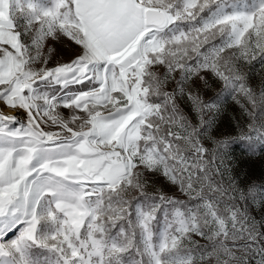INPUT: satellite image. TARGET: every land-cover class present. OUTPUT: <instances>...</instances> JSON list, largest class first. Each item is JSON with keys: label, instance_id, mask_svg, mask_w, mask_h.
Wrapping results in <instances>:
<instances>
[{"label": "snow or ice", "instance_id": "6c2138e0", "mask_svg": "<svg viewBox=\"0 0 264 264\" xmlns=\"http://www.w3.org/2000/svg\"><path fill=\"white\" fill-rule=\"evenodd\" d=\"M257 57L264 0H0V264H264L202 95L221 82L264 142Z\"/></svg>", "mask_w": 264, "mask_h": 264}, {"label": "rangeland", "instance_id": "374dc122", "mask_svg": "<svg viewBox=\"0 0 264 264\" xmlns=\"http://www.w3.org/2000/svg\"><path fill=\"white\" fill-rule=\"evenodd\" d=\"M57 53L49 63V67H54L57 63L66 62L69 54L64 50L63 45L57 44ZM248 76L250 82L257 87L264 83V63L257 57L251 64L245 65L242 69ZM84 85L70 86L68 91H76L84 88ZM57 96L63 95L64 90L55 86L46 89ZM204 100L216 101L217 108L213 109L206 119H210V125L207 134L204 137L205 145L210 150H215V140L226 139L229 141L228 149H220L222 163L217 159L216 163L221 165V171L224 172L223 183H232L235 187L247 190L251 187L252 193L242 206L246 207L249 214L255 218L257 223L264 221V142L256 137L252 140L240 139L242 132L247 133V123L249 118L243 113L239 105L224 90L221 82L209 77L208 85L202 89ZM187 110V104L183 105ZM67 116L69 110L62 107L57 108ZM23 116V114H21ZM194 120V117H193ZM54 130V129H50ZM217 179H221L217 176ZM148 194L154 195L156 189L166 190L169 195H180L176 189L169 185L162 177L150 176ZM175 189V191H174ZM138 196L139 194H135ZM254 197V199H253ZM186 204H191L186 197L181 196ZM142 199V198H141ZM163 227V214L159 216L157 228Z\"/></svg>", "mask_w": 264, "mask_h": 264}, {"label": "built area", "instance_id": "2783aa9c", "mask_svg": "<svg viewBox=\"0 0 264 264\" xmlns=\"http://www.w3.org/2000/svg\"><path fill=\"white\" fill-rule=\"evenodd\" d=\"M174 191H175V189H174ZM164 192H166V190H164ZM167 194H168V192H166ZM173 195H176L175 193H173Z\"/></svg>", "mask_w": 264, "mask_h": 264}, {"label": "bare ground", "instance_id": "6f19581e", "mask_svg": "<svg viewBox=\"0 0 264 264\" xmlns=\"http://www.w3.org/2000/svg\"><path fill=\"white\" fill-rule=\"evenodd\" d=\"M9 114H11V113H9Z\"/></svg>", "mask_w": 264, "mask_h": 264}]
</instances>
